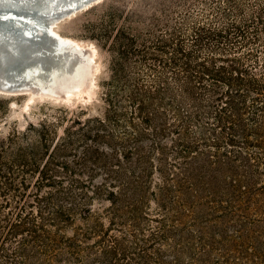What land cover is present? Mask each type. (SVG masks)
I'll return each mask as SVG.
<instances>
[{
	"label": "trees",
	"instance_id": "obj_1",
	"mask_svg": "<svg viewBox=\"0 0 264 264\" xmlns=\"http://www.w3.org/2000/svg\"><path fill=\"white\" fill-rule=\"evenodd\" d=\"M153 8L99 113L0 136V264H264V0Z\"/></svg>",
	"mask_w": 264,
	"mask_h": 264
},
{
	"label": "bare ground",
	"instance_id": "obj_2",
	"mask_svg": "<svg viewBox=\"0 0 264 264\" xmlns=\"http://www.w3.org/2000/svg\"><path fill=\"white\" fill-rule=\"evenodd\" d=\"M99 1L0 0V94H25L30 104L35 95L90 93L99 69L96 49L57 27Z\"/></svg>",
	"mask_w": 264,
	"mask_h": 264
},
{
	"label": "rangeland",
	"instance_id": "obj_3",
	"mask_svg": "<svg viewBox=\"0 0 264 264\" xmlns=\"http://www.w3.org/2000/svg\"><path fill=\"white\" fill-rule=\"evenodd\" d=\"M159 0H100L84 11L58 24V31L90 45L96 49V61L99 65L95 76V85L90 93L82 92L66 99H51L35 95L33 101L27 104L28 95L0 94V108L5 111V117L0 118V136L17 128L23 130L31 123L36 124L45 117L64 115L75 117L83 112L94 115L101 110L100 93L102 82L110 74V45L116 40L120 30L146 31L150 25L153 6ZM161 5V4H160ZM109 30L106 36H102ZM101 35V36H100ZM108 36V37H107ZM53 115V116H52ZM59 133H62L66 122H61Z\"/></svg>",
	"mask_w": 264,
	"mask_h": 264
},
{
	"label": "water",
	"instance_id": "obj_4",
	"mask_svg": "<svg viewBox=\"0 0 264 264\" xmlns=\"http://www.w3.org/2000/svg\"><path fill=\"white\" fill-rule=\"evenodd\" d=\"M82 5H83V4H80V3L77 4V5H75V6L73 7L72 10H77L79 7H82Z\"/></svg>",
	"mask_w": 264,
	"mask_h": 264
}]
</instances>
